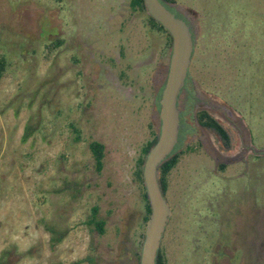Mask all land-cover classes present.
I'll return each mask as SVG.
<instances>
[{
  "label": "rangeland",
  "instance_id": "rangeland-1",
  "mask_svg": "<svg viewBox=\"0 0 264 264\" xmlns=\"http://www.w3.org/2000/svg\"><path fill=\"white\" fill-rule=\"evenodd\" d=\"M128 2L0 0V264H135L144 208L133 169L151 136L164 37ZM176 2L203 24L209 66L198 71L195 42L191 74L230 83L227 99L258 152L215 175L202 151L180 153L166 176L173 214L159 248L166 264H264V0ZM224 36L233 41L214 65ZM92 140L103 146L99 171ZM92 207L102 232L87 222ZM197 210L195 233L187 218Z\"/></svg>",
  "mask_w": 264,
  "mask_h": 264
},
{
  "label": "flooded vegetation",
  "instance_id": "flooded-vegetation-1",
  "mask_svg": "<svg viewBox=\"0 0 264 264\" xmlns=\"http://www.w3.org/2000/svg\"><path fill=\"white\" fill-rule=\"evenodd\" d=\"M128 7L132 12H140L137 9H132L129 2ZM167 7L175 16L182 18L188 25L190 37L192 39V50L195 42L199 48V37L204 33L200 16L187 6L176 1L167 3ZM146 15L147 25L152 29L149 26V14L147 11ZM162 34L164 37L163 44L159 51V56L151 70L153 108L151 119L153 127H155L156 130L158 128V100L167 74L171 45V40L170 44H168L167 36L164 33ZM209 34L213 33L208 32V35ZM225 39L226 36L214 45L215 47L212 52L213 56L211 60L214 65L222 64L221 57L225 56V44L233 41L229 36L226 40ZM203 51V46L198 49L196 64L198 65L199 72L206 70L209 66V62L201 60L200 58V54H202ZM191 61L192 51L182 87L176 98V107L179 110L178 132L176 142L171 150L172 153L178 154L179 156L180 153L187 151H202L209 160L212 161L213 175L222 171L229 164L237 163L246 166L250 161V156H256L258 150L253 145L247 119H245V115L242 114L241 108L238 104L232 103L229 98L227 99V96H230L231 91L230 83L222 84V82L217 81L212 74L209 75L213 77L212 79H209V76L201 80L194 79L191 74ZM208 86H211V89H209ZM220 92H225L226 97L225 95L223 96V94H220ZM198 112H204L212 119H205L204 117L196 119L195 116ZM209 120L214 121L224 131L226 136L225 140L222 139L219 133L208 123ZM179 134L183 135V142H180ZM263 149L264 148H262V150ZM262 150H260V152ZM258 158L260 160L262 159L261 157H255L253 160L257 161ZM251 164L254 165L255 163L252 162ZM163 196L170 208V215L167 218L166 226L168 219H170L173 214V207L165 196V193ZM197 213L198 210L192 213V215L190 214L191 217L194 218H187L189 219V225L191 226H189V230L192 231L194 228L195 233L201 230V227L198 224ZM193 224L195 227H193Z\"/></svg>",
  "mask_w": 264,
  "mask_h": 264
},
{
  "label": "water",
  "instance_id": "water-1",
  "mask_svg": "<svg viewBox=\"0 0 264 264\" xmlns=\"http://www.w3.org/2000/svg\"><path fill=\"white\" fill-rule=\"evenodd\" d=\"M147 13L159 22L171 37L167 74L158 107V128L154 143L148 149L142 164V184L149 206L143 226V238L138 264H155L156 253L170 208L157 181V166L171 152L178 132L176 98L182 87L190 62L192 39L188 25L175 16L161 0H143Z\"/></svg>",
  "mask_w": 264,
  "mask_h": 264
},
{
  "label": "trees",
  "instance_id": "trees-1",
  "mask_svg": "<svg viewBox=\"0 0 264 264\" xmlns=\"http://www.w3.org/2000/svg\"><path fill=\"white\" fill-rule=\"evenodd\" d=\"M161 1L164 3H172L176 0H161ZM129 5L132 9H137L139 11L146 10L143 4V0H129ZM148 20H149V26L156 31L164 33L167 36V43L170 44L171 37L169 33L167 32V30L159 22H157L154 18H152L150 15H148ZM60 42L61 41L58 38L54 39L49 44H46L45 48L48 50H52L56 46H58ZM4 68H5V59H4V56L0 55V77H1L2 72L4 71ZM201 117H204L205 119H212L209 116H207L204 112L196 113V116H195L196 119H200ZM208 123L219 133L220 137L225 140L226 136H225L224 131L214 121L209 120ZM27 129L28 127L26 126L25 127L26 131L22 135V140H25L30 133V131L29 130L27 131ZM72 132L75 133L76 135L78 133V129L73 125H72ZM150 135H151L150 138L146 140L145 143L142 145L140 149V154L135 160L134 169H133V179L141 189V198L143 201V208H144V214L142 216L143 222H145L148 216L149 206H148V202L146 199L144 187L142 184L141 171H142V164H143L145 155L148 149L150 148V146L154 143L156 139L157 131L155 127L151 126ZM87 146H88V150L90 152V155L93 161L94 168L96 171H99L102 165L103 146L100 142H97L94 140L88 142ZM177 158H178V154H173L171 151L170 154L163 161H161V163L157 166V181H158L159 188L163 195L165 193L166 186H167L166 176L169 170L174 166ZM87 222L89 224H92L97 229L98 232H102L103 221L96 217V207L91 208V213L88 217ZM138 254H139L138 252L134 253L135 264H138ZM155 264H166L164 256L160 248L158 249L156 253Z\"/></svg>",
  "mask_w": 264,
  "mask_h": 264
}]
</instances>
